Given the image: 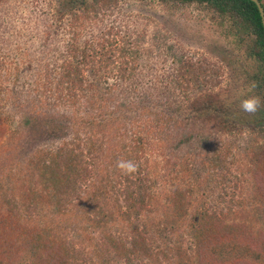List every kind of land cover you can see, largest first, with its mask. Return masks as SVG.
<instances>
[{"label":"trees","instance_id":"trees-1","mask_svg":"<svg viewBox=\"0 0 264 264\" xmlns=\"http://www.w3.org/2000/svg\"><path fill=\"white\" fill-rule=\"evenodd\" d=\"M78 1L80 9L70 14L72 21L78 24L82 18L91 19L99 22L104 30L98 32V36L91 35V39L84 37L82 40L83 23L80 24L83 25L82 28H79V24L77 28L72 24L75 30L72 32V39L67 42L66 53L60 54L61 63L56 60L53 61L55 66H50L51 58L58 53V50L55 53L52 51L53 56L49 54L50 58L45 66L41 91L39 92V87H32L34 92L39 93H35V101L30 98L27 102L29 105L20 111L23 130L34 129L37 140H44L47 136L58 141L56 148L39 149V152H35L39 158H45V161L54 165L49 190L56 192L59 183L64 193H73L58 207H70L74 203L73 195L82 199L84 191L90 192L87 196L94 202L86 208L89 199L81 200V214L75 221L79 223L84 220L87 223L85 232L99 230L104 236L101 237L102 241L91 239L97 242L96 249L102 254L100 258L103 255L106 258L110 256L107 260L95 261L90 252L82 250L71 256L72 262L67 258L70 254L67 257L64 255L65 264H124L125 261V264H134L135 258L136 261L141 258L144 262L147 261L146 257L151 260L150 264H211L207 251L212 242L214 245L210 249L211 254L219 251L226 257L227 264L261 262L264 256L260 252L264 251V246L261 249L255 248L251 240L247 239L248 234L240 232L237 227L233 229V226L207 206L221 205L228 197L226 209L241 207L242 202L239 200H244L245 197L236 198V195L238 191L239 195H243L244 182L247 181L244 167L247 162L248 167L253 168L249 173L252 174L254 186L264 189V122L260 127L254 122L255 127L248 130L251 132L250 140L245 144L243 135L241 140L235 136L221 138L222 129L226 130L232 123L235 127L240 123L245 124L244 117L249 120L248 117L251 116L241 112L237 103L239 99L232 92L226 95L222 93L220 98L207 94L208 90H203L202 87L207 82L202 81L203 75L197 72L200 64L193 63L184 54H180L174 44L170 43L168 33H159L148 47V42L141 33H137L136 39L137 35L134 38L128 37L132 34L124 27L123 19L119 24L106 26L107 18L117 13L119 0ZM172 1L182 5H205L217 10L222 16L226 15L233 20L231 35L239 39L241 44L245 42L243 38L253 35L255 44L251 50L248 47L247 60L255 62L253 80L260 81L263 78L264 83V27L259 8L254 2ZM116 15L123 14L118 12ZM168 62L173 65L170 71L163 74L158 72L156 66L160 65L163 72L169 68H166ZM6 65V59L0 58V71ZM144 73L150 75V79ZM145 80L147 81L143 83ZM258 90L260 91H256ZM0 91L2 107L4 89ZM179 97L185 101L177 102ZM80 98L86 101L82 109L78 108L77 103ZM44 104L55 109L39 112L38 107ZM24 106L20 105L17 109ZM58 108L63 110L55 112ZM239 127L244 129V126ZM165 143H170L169 149L172 145L176 150L183 149V154H172L175 164L170 172L175 177L166 198L169 204L166 207L169 213L167 223L171 229L161 231L160 226L148 219L153 217L150 215L161 199L154 188L159 178L160 163L151 154L155 148L163 147ZM28 146L27 143L23 150ZM235 150L245 152L242 156L245 164L242 165L241 172L240 168H233L237 163L234 160ZM121 157L137 160V168L121 169L117 163ZM60 159H64L65 163V173L62 176L61 167L57 166L61 163ZM43 176H47L46 173ZM260 178L262 182L259 181ZM3 192H6L2 196L3 202L8 203V211L11 208L17 219V222L11 223L4 219L5 222L0 226V245L5 246L10 235L2 231L11 225L16 227L18 218L25 212L31 214V219L32 202L37 203L43 196L38 194L37 189H32V185L17 198L16 195L7 193V190ZM54 200L47 198L48 202ZM19 208L23 211H18ZM56 209L57 205L54 204V219ZM144 213H147L148 219H145ZM44 216L40 218L45 225L37 229L38 232H54L59 229L58 226L51 227L47 223L52 221V217ZM118 216L124 222L128 221L136 230L144 229L143 232H136V235L142 246H145L146 254L126 249L124 243L120 242L121 236L108 233L111 232L109 223L119 221ZM255 216L257 220L261 219L260 213L256 212ZM121 231L122 228L118 232ZM35 239L31 245L34 244L36 248L39 244L44 249L47 248L46 255L50 257V246L44 247L46 243L37 237ZM19 240L24 246L27 245L26 240ZM194 251L198 253L199 263L192 261L196 255L190 256V253Z\"/></svg>","mask_w":264,"mask_h":264},{"label":"rangeland","instance_id":"rangeland-1","mask_svg":"<svg viewBox=\"0 0 264 264\" xmlns=\"http://www.w3.org/2000/svg\"><path fill=\"white\" fill-rule=\"evenodd\" d=\"M166 1L168 2H164V0H119L117 13L120 12L123 15H116V13L114 16L108 17L105 22L106 26L119 24L123 19L124 27L129 29L132 34L128 37L141 33L144 40L148 42V47L149 43L155 36L158 37L159 33L160 35L168 33L171 38L170 43L174 44L180 54H184L193 63L198 62L200 64L199 70L196 71L206 79L201 78V80L207 82V85L202 84L203 90H208L207 94L214 97L220 98L222 93L226 95L231 92L236 96L238 89L246 88L249 84L255 82L257 87L251 95L261 97L262 104L259 110L255 114H250L249 120L244 117V121L246 119L245 124L240 123L239 125L244 126V129L239 126L235 127L232 123L226 130L222 129L221 131V138L223 139L235 136L241 140L243 135L245 144L250 140L251 132L249 133L248 130L255 127L254 122L258 124L257 127H260L261 123L264 122L263 78L260 81L253 80L252 73L255 62L247 60V56H249L248 47L250 50L254 47L255 37L253 35L250 38L245 37L243 38L245 42L241 44L239 39L231 35L230 29L233 20L227 18L226 15L222 16L217 10L208 8L205 5L196 3L182 5L172 0ZM79 2L78 0L74 2L70 0L0 1V58L4 57L7 62L5 69L0 71V89H4L1 97L3 106L0 107V226L3 224L2 222H5L4 219H8L10 223L17 222L11 208L8 211V203L3 202L2 196L6 193L3 191L7 190V193L16 195L17 198L19 194L29 190V186L32 185V189H37L38 194L43 196V198H39L40 200L37 203L36 201L32 202L33 214L31 219V214L25 212L21 218H18L19 223L16 227L11 225L12 228L7 227L5 231H2L10 237L7 238V241L9 240L7 245H0V264H65V259L69 254L67 258L72 262L73 258L71 256L80 253L82 250L90 252L95 261L110 258V256L106 258L104 255L103 258H100L101 251L96 249L97 242L92 240L102 241L101 237L104 236L101 232L99 230L85 232L84 227L87 226V223L84 220H80L79 223L75 221V218L81 214L79 208L81 200L89 199V202L85 205L86 208L94 202L93 199L87 196L90 195V192L84 191L82 199H79L77 195H73L74 203L70 207L68 205L60 208L58 205L61 206L60 203L73 193H64L63 187L59 183H57L58 189L56 192L49 190V182L55 169L54 165L45 161V158L42 160L36 153L39 152V149L56 148L58 146L56 142L58 141L47 136L44 140H37L33 133L34 129L23 130L21 126L20 111L29 105L27 102L30 98L35 101L37 97L35 93L41 91L45 66L48 63V58H50L49 54L51 55L53 54L52 51L55 53L58 50V53L54 56L51 55L53 58L50 59V66H55L53 61L56 60L59 64L61 63L60 54L66 53L67 42L72 39V32L75 30L73 25L77 28L78 24L83 23L84 30L80 31L81 35H84L82 40L84 37L88 40L91 39V35L98 36V32L104 30L99 22L91 21V19L82 18L78 24L74 20L72 21L70 14L79 11ZM262 4L264 5V0H262ZM83 25H80L79 28H82ZM137 37L138 35L133 38L136 39ZM167 67L169 68L163 72L160 65H157L156 69L162 74L168 73L170 67H173L172 63H166ZM145 75L150 79V75ZM146 81H143V83ZM261 82L262 84H259ZM32 87L34 89L39 87V92H34ZM257 89H260V91H256ZM176 101L180 103L185 100L179 97ZM52 103H54V99ZM77 103L78 108L82 109L86 101L80 98ZM237 103L239 102L237 101ZM20 105L25 106L17 109ZM42 107L45 108L42 110ZM42 107H38L37 110L42 112L55 109V107L51 108L45 106V104ZM62 110V108H58L55 112ZM241 112L243 113L242 110ZM246 114L249 113L244 112V115ZM27 143L29 146L23 150ZM169 144L165 143L163 147L155 148L151 154V157L160 163L159 178L154 188H156L157 194H160L161 199L150 215H153L152 218L148 219L147 213H144L145 219L152 220L153 224L160 226L161 231L171 229L170 224L167 223V214L169 215V213L166 207L169 204L166 198L175 175L170 171L172 165L175 164L173 156L183 154V149L176 150L173 145L169 149ZM234 154L236 157L234 160L237 163L233 168H240L239 172H241L242 165L245 164L244 159V163L242 161L245 152L235 150ZM46 158H48V155ZM60 162L57 166L61 167L62 176L65 173L64 159L63 161L60 159ZM251 169L253 168L248 167L247 162L246 167H244V171L247 172L245 177L247 181L244 182L243 195H239L240 191L236 195V198L239 196L245 197L244 200L241 198L239 200L242 202L240 208L226 209V202L229 201L228 197L225 198V203L221 205L208 204L207 207L212 208L211 210L216 212L215 214H219L227 224L233 226V229L237 227L240 232H244L245 235L248 234L247 239L251 240L252 245L257 249H261L264 246V189L262 187L259 189L257 185V187L254 186L252 174L249 173L252 172ZM43 173H46L47 176H43ZM259 181L262 182L261 178ZM85 189H88V187ZM230 191L228 194H230ZM47 198L55 200L48 202ZM54 204L57 205L55 219L52 214ZM18 211L21 212L23 209L19 208ZM256 212L260 213L261 219L257 220ZM44 215L52 217V221L47 223L51 227L56 228L58 226L60 231L56 229L54 232H38L37 229L45 225L44 220L40 218L45 217ZM145 219H142V221L146 222ZM118 220L109 223L108 226L111 232L108 233L113 236L117 235V237L121 236L120 242L124 243L126 249L134 250L138 254H146L145 246H142L140 238L136 235V232H143L144 229L136 230L130 226L128 221L124 222L123 218L119 217ZM225 221L223 222L225 223ZM121 228L122 231L118 232ZM15 232L20 233L16 234ZM36 237L46 243L44 247L50 246V257L46 255L47 248L44 249L38 244L36 245L38 249H36L34 244L31 245ZM187 238L189 239V237ZM19 239L26 240L27 245L24 246L22 242H18ZM212 243L210 247L207 245L209 247L207 256L208 259L210 258V263L227 264L226 257L221 255L219 251L211 254L210 249L214 245ZM165 245L167 246V243ZM196 253L197 251H194V253H190V256L196 255V258L192 261L199 263L198 253ZM260 253L264 256V251ZM110 255L113 256V253L110 252ZM146 259L148 262L146 260L143 262L141 258L136 261L135 258L134 264H150L151 260L147 257ZM174 264L178 263L175 262ZM246 264L253 263L247 262ZM257 264H264V257Z\"/></svg>","mask_w":264,"mask_h":264},{"label":"clouds","instance_id":"clouds-1","mask_svg":"<svg viewBox=\"0 0 264 264\" xmlns=\"http://www.w3.org/2000/svg\"><path fill=\"white\" fill-rule=\"evenodd\" d=\"M256 87L257 84L252 82L246 88L238 89L236 98L239 99V107L243 112L255 114L261 107V97L251 95ZM240 97H243V99H240ZM117 163L123 170H135L138 166V161L131 157H121Z\"/></svg>","mask_w":264,"mask_h":264},{"label":"water","instance_id":"water-1","mask_svg":"<svg viewBox=\"0 0 264 264\" xmlns=\"http://www.w3.org/2000/svg\"><path fill=\"white\" fill-rule=\"evenodd\" d=\"M250 1L254 2L258 6L260 14H261L263 27H264V6L263 4L260 2V0H250Z\"/></svg>","mask_w":264,"mask_h":264}]
</instances>
